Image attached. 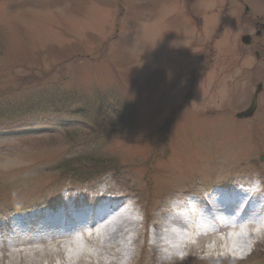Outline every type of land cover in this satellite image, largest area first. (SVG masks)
<instances>
[{"label": "rangeland", "instance_id": "1", "mask_svg": "<svg viewBox=\"0 0 264 264\" xmlns=\"http://www.w3.org/2000/svg\"><path fill=\"white\" fill-rule=\"evenodd\" d=\"M261 25L264 0H0V221L58 202L69 185L48 169L61 160L103 157L119 175L76 198L122 197L116 215L138 223L114 251L133 252L130 264H264V237L245 226L160 263L146 222L212 185L264 189ZM258 84L254 116L238 120ZM80 236L2 250L0 264H68L55 252L67 260L74 246L91 256L80 264L120 263Z\"/></svg>", "mask_w": 264, "mask_h": 264}, {"label": "bare ground", "instance_id": "2", "mask_svg": "<svg viewBox=\"0 0 264 264\" xmlns=\"http://www.w3.org/2000/svg\"><path fill=\"white\" fill-rule=\"evenodd\" d=\"M182 207L183 208L185 207L184 204ZM226 209L227 207L225 208V214H227L230 217L231 221L225 225L215 224L213 230H215L217 234L215 233L207 237L198 238L197 242L200 243L203 241L207 242V239H210L215 243L220 242V239H217V237H219L218 234L224 235V233L228 231V228L232 227L234 229H237L240 226H245L246 229L255 230L253 235H255L256 238L264 237V220H263L264 215L262 211L256 212L249 209H245V210L243 209L242 211L238 207H236V205L228 209L227 211ZM122 211L124 212V210ZM166 218L170 222V224H180V218H178L172 212V210L168 209ZM107 220H109V222L105 224ZM137 223L138 222L133 219H129L128 217H124L118 214L114 216H107L105 219H102V222H99L98 225H96V221H90L88 225H86L87 228L83 231L76 230L68 225L64 228V231L61 233V235L59 236L47 235L48 236L47 240H40V241L29 240L28 242H26V241H21L20 237L18 236H13L12 240H16V242L19 243V245L21 246L29 245V244H32L29 246H36L30 248V250L40 249L43 251L45 249L52 248V245L55 246L57 243H63V241L72 237L73 232L77 231L78 233L81 234V236L83 237V239H85L86 242L93 245L94 244L96 245V243H101L100 247L103 248L104 250L114 251V249H117L118 247L117 244L118 241L124 237L122 235L124 228L126 227L135 228L137 226ZM165 232H166V227L164 225L157 227L155 233L153 234L154 236L150 238V243L147 244V247H149L148 249H150L152 252L155 253L157 252L159 260L161 261L160 263H164L169 256H171L173 259L174 254L181 253L186 249L189 250L190 248H192V246L187 247L188 245H186V243H184L183 240L168 241V240L160 239ZM252 233L253 231L250 234ZM4 237L6 238L5 234ZM225 241L223 240L222 242L224 243ZM135 242H136L135 239L132 240L130 246H133ZM108 243H112L113 245L106 247ZM4 250L7 253H9L10 256H14L13 253L16 252L22 255L21 252L24 251V250L13 251L14 247L11 245H9L7 249L4 248ZM55 253L57 254V256L61 257L64 261H66L68 264H80L87 257L91 258V256L86 255L82 250H80L76 246L72 247V250L67 259L68 261L63 256L64 252H62L60 248L57 249ZM114 254L118 258L120 263L111 262L109 264H130L133 259V252L130 251L127 257L125 255H122L119 251H114Z\"/></svg>", "mask_w": 264, "mask_h": 264}, {"label": "trees", "instance_id": "3", "mask_svg": "<svg viewBox=\"0 0 264 264\" xmlns=\"http://www.w3.org/2000/svg\"><path fill=\"white\" fill-rule=\"evenodd\" d=\"M86 129L84 131L87 133L90 132L91 128L85 126ZM83 130H78L77 132H84ZM93 133L91 134V136ZM81 135L74 134L71 135L70 133L66 135V145H72L76 139L79 138ZM86 138L88 137L85 136ZM45 142L47 146H54L56 145L53 142V137H46ZM52 142V143H49ZM71 147H74L73 145ZM90 155H79L77 157L65 158L58 162L53 167H50L48 171L55 173L56 181L57 182H66L71 186L77 187L82 186L86 183H91L93 181L98 180L101 176L106 174L112 173L113 176H118L120 170L114 169L109 166V162H106L105 159L102 157L101 159L90 158Z\"/></svg>", "mask_w": 264, "mask_h": 264}, {"label": "water", "instance_id": "4", "mask_svg": "<svg viewBox=\"0 0 264 264\" xmlns=\"http://www.w3.org/2000/svg\"><path fill=\"white\" fill-rule=\"evenodd\" d=\"M244 42H247V39L244 40ZM261 85H258L255 89L254 95L252 97V101L250 103V106L243 112L237 114V118L239 119H247V118H251L255 111H256V107H257V95L259 94V92L261 91Z\"/></svg>", "mask_w": 264, "mask_h": 264}, {"label": "flooded vegetation", "instance_id": "5", "mask_svg": "<svg viewBox=\"0 0 264 264\" xmlns=\"http://www.w3.org/2000/svg\"><path fill=\"white\" fill-rule=\"evenodd\" d=\"M261 29H262V33H264V25H261ZM257 33H261L260 31L259 32H257Z\"/></svg>", "mask_w": 264, "mask_h": 264}]
</instances>
